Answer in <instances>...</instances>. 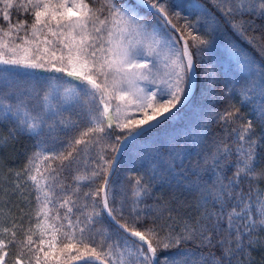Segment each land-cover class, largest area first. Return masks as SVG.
Instances as JSON below:
<instances>
[{"label":"snow or ice","instance_id":"1","mask_svg":"<svg viewBox=\"0 0 264 264\" xmlns=\"http://www.w3.org/2000/svg\"><path fill=\"white\" fill-rule=\"evenodd\" d=\"M187 8L0 0V149L21 136L34 148L2 191L9 209L31 203V181L37 221L35 231L23 217L3 228L0 264H253L264 247V64L230 42L243 80L217 91L204 56L227 28L264 58V0ZM198 86L207 103L183 142L148 145Z\"/></svg>","mask_w":264,"mask_h":264},{"label":"trees","instance_id":"2","mask_svg":"<svg viewBox=\"0 0 264 264\" xmlns=\"http://www.w3.org/2000/svg\"><path fill=\"white\" fill-rule=\"evenodd\" d=\"M201 2L206 4L207 0H201ZM175 3L179 6L180 9H183L185 11L188 10V0H175ZM20 18L23 19L24 17L21 16ZM191 18L195 19V15H193ZM260 23V21H257V24ZM259 32L260 29L257 28V34H259ZM249 35H251V33H249ZM230 42H235V44L240 49L245 50L250 57L254 58L258 63L264 64V58L261 57L259 52L252 48L244 40H241L239 37L233 35L231 31L226 28L222 34L217 35L214 38L212 45L206 51L204 56V60L206 62H210L212 65L215 66V70L218 76V84L216 88L217 91H219L223 87L224 82L227 80H240L241 82L243 80L241 68L239 67V57L232 50ZM5 55L7 57L11 54L5 52ZM206 103L207 101L205 97L201 95V90L198 86L195 90L191 103L181 111L175 121L155 130L152 133L151 137L148 139V145L154 146L155 148H158L163 151L169 146L170 141L174 139H179L181 142H183V140L188 134V131L199 119L201 106ZM226 103L227 101H221L215 106L219 108ZM241 111L245 116L248 113L247 108H242ZM3 127L6 133L8 126L4 125ZM216 130L217 129L215 128V126H213V131ZM61 138L63 139V137ZM141 147H143V145H141ZM189 147L191 148V144H189ZM33 151V141L24 136L19 137L18 141L15 142L14 146L0 149V238H4L3 228H11L13 221L19 220L21 217H23L24 220V228L27 229L29 227H33V230L35 231L34 225L37 223L35 219L36 204L35 201L32 199V196L30 195L32 189L31 181H27L22 188V191L24 192L25 196L28 197V200L31 201V203L25 202L23 200V197H21L20 206H13L11 209H9L5 206V201L8 198L3 195L2 191L4 188L11 185L9 170L21 169L26 162L27 156ZM149 151H151V147L149 148ZM261 152L262 154H264V150H261ZM192 159H195L194 153ZM184 162L185 164L189 163L188 160H185ZM123 163L129 167H132L133 165L139 167V161L131 156H126L124 158ZM46 166L47 162L44 161L41 157L37 161V167L41 171H43ZM258 167H264V162H262ZM38 180H40L41 184L44 183V181L40 179L39 174ZM62 182L64 184H72L73 179L72 177H68ZM259 186L264 188V183H261ZM58 191L59 189H57V192ZM154 194L156 196L162 195L165 199H167L172 194V191L168 188H164L163 190H161L159 187H157L154 190ZM177 195H179V193H177ZM13 200H15V197H13ZM20 208H23V212L20 211ZM26 234L27 233L25 232H19L18 239H24ZM50 236L51 233H47L44 237L45 240L48 241L50 239ZM261 236H264V233H262ZM38 238L39 232L37 231L36 235L33 236V239L38 241ZM44 247L47 250V243L44 245ZM252 257L254 258L253 264H264V247H257L252 252Z\"/></svg>","mask_w":264,"mask_h":264},{"label":"rangeland","instance_id":"3","mask_svg":"<svg viewBox=\"0 0 264 264\" xmlns=\"http://www.w3.org/2000/svg\"><path fill=\"white\" fill-rule=\"evenodd\" d=\"M69 3H71V0H69Z\"/></svg>","mask_w":264,"mask_h":264}]
</instances>
